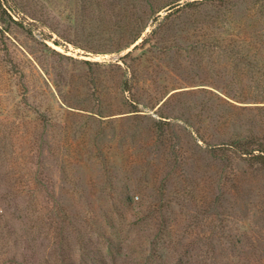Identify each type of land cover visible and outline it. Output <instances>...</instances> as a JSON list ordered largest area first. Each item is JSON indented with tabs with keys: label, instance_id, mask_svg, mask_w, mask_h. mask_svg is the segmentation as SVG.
Returning a JSON list of instances; mask_svg holds the SVG:
<instances>
[{
	"label": "rangeland",
	"instance_id": "1",
	"mask_svg": "<svg viewBox=\"0 0 264 264\" xmlns=\"http://www.w3.org/2000/svg\"><path fill=\"white\" fill-rule=\"evenodd\" d=\"M262 155L264 0H0V264H264Z\"/></svg>",
	"mask_w": 264,
	"mask_h": 264
},
{
	"label": "trees",
	"instance_id": "2",
	"mask_svg": "<svg viewBox=\"0 0 264 264\" xmlns=\"http://www.w3.org/2000/svg\"><path fill=\"white\" fill-rule=\"evenodd\" d=\"M264 156V155H262ZM63 221V217H60ZM53 220V233L57 238L54 242L61 249L63 261L66 264H75L76 257H73L72 252L73 248L71 246V240L68 233H65V226L62 225L61 221L57 220V216L52 217ZM85 221V220H84ZM83 237H82V236ZM107 235V234H106ZM105 233L101 230H98L97 237L91 238L86 236V232L79 231L75 237V246L80 253L81 260L85 258H90L94 261L92 264H107L106 259V237ZM86 238V239H85ZM146 264H160L157 261V258L149 259Z\"/></svg>",
	"mask_w": 264,
	"mask_h": 264
}]
</instances>
